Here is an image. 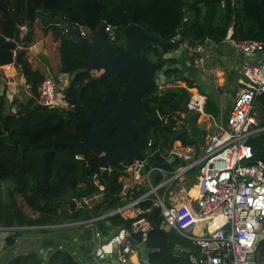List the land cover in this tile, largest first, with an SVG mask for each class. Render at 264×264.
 Masks as SVG:
<instances>
[{"label": "trees", "instance_id": "1", "mask_svg": "<svg viewBox=\"0 0 264 264\" xmlns=\"http://www.w3.org/2000/svg\"><path fill=\"white\" fill-rule=\"evenodd\" d=\"M38 18L60 40V72L70 76L88 68L89 54L81 41L68 38L66 30L60 27L65 22H70L76 29L85 26L91 32L103 24L112 25L117 27L119 38L124 39V29L136 24L145 32L167 41L179 35L181 42L186 39L191 42L204 40L206 37L215 42H222L228 37L264 42V0H225L224 3L221 0H0V65L17 62L32 90V96L20 102L15 113L5 115V101L0 99V181L10 180L14 184L13 191L22 196L27 208L10 191V202H0V226L4 227H40L44 231L48 230V225H59L68 218L85 215V212H70L69 203L78 195L94 189L89 175L100 169V152L67 145L48 147L47 144L52 140L62 143L81 141L79 123L86 124V115L77 100L78 95L86 97L94 94L90 99V108L95 115H99L101 109L108 105L103 90L119 100L124 83L130 80V74H113L99 82L91 76V71L86 70L76 74L70 81V87L64 90L65 99L76 105L75 111L38 104V90L47 76L32 66L26 51L15 55L17 44L13 40L20 25L34 24ZM141 51L146 52V49L141 48ZM163 62L161 59L158 65ZM172 72L168 71L167 76ZM185 81L190 87L194 86L190 78L186 77ZM157 88L148 93L155 104L153 109L161 110L163 114L166 108H171L169 103L187 106L190 98L187 89H169L160 96L154 95ZM207 110L211 111L210 103ZM154 112L148 107L145 116ZM179 118L171 116L165 121L159 119L150 124L149 136H163L165 147H170L175 140H182L183 145L194 144L195 136L191 138L188 131L177 129ZM197 118L198 114H195L194 122L190 124L193 135L196 133L194 125ZM105 124L108 129L114 130V118L110 111L106 112ZM251 144L254 161L264 164V132L252 138ZM79 153L91 162L90 169L76 159L75 155ZM83 182L89 185L87 190L81 187ZM121 190L119 174L114 172L107 178L105 208H115L124 203ZM140 204L145 209L152 208L142 215L151 226L147 235L148 246L153 249L151 263L191 264L189 258L175 253L178 244L189 246V243L175 231L161 228L162 215L160 210H154L153 201H142ZM133 221L116 214L110 216L109 224L102 227L108 233L116 226L132 228ZM133 237L143 241L141 232H133ZM13 239L12 235L8 237L10 242ZM57 247L56 244L47 264H82L76 255ZM40 255H20L12 264H42ZM133 258L138 261L137 264H144L139 253Z\"/></svg>", "mask_w": 264, "mask_h": 264}, {"label": "built area", "instance_id": "2", "mask_svg": "<svg viewBox=\"0 0 264 264\" xmlns=\"http://www.w3.org/2000/svg\"><path fill=\"white\" fill-rule=\"evenodd\" d=\"M26 29V25L21 26V31ZM113 29L111 25L105 26L107 32L113 33ZM80 33L82 37H87L91 31L80 26ZM225 40L235 50L258 59L242 63L240 71L248 80L247 86L239 91L228 114L220 119L207 112V97L195 84L180 87L190 93L187 110L198 114L201 122L206 123L209 119L208 124H211L201 153L193 156L180 145L163 150L160 148L166 159L176 156L174 170L169 171L150 159L155 151L153 139H150L140 158H133L131 163L120 159L118 165L100 164L99 171L89 175L94 189L72 200L75 212H85V215L68 218L59 225L46 226L77 231L73 237H69L79 248L80 229L90 228L95 241L93 264H132V257L139 253L131 240L134 238L133 232H141L145 240L151 228L150 222L142 215L152 208L145 209L140 204L147 200L153 201V208L160 210L161 228L175 231L189 243V246L178 244L177 249L189 252L191 264H264V238L259 247H255L257 225L264 223V164L254 161L251 144L252 138L264 132V118L258 110L264 100V42L231 37ZM215 43L210 37L193 42L187 39L182 41L190 61L200 67L208 56L206 47ZM16 65V62L0 65L9 81L16 74L12 72H17ZM37 102L58 109L71 110L74 106L65 99L59 80L53 76H47L40 84ZM75 157L83 161L87 169L91 168V162L85 155L79 153ZM178 159L186 163H178L174 167ZM195 168H198V177L193 182L191 172ZM114 172L119 174L122 185L120 195L124 203L107 209L106 182ZM81 187L87 190L89 185L83 182ZM193 189L196 190L195 195L191 194ZM116 214L124 219L132 218V228L116 226L105 233L102 225L109 224V217ZM29 228L32 227L0 226V231L15 233ZM50 236L53 240L58 237L55 234ZM57 245L58 249H67L61 240ZM76 253L74 251L73 255ZM252 255H255L254 260H251Z\"/></svg>", "mask_w": 264, "mask_h": 264}, {"label": "water", "instance_id": "3", "mask_svg": "<svg viewBox=\"0 0 264 264\" xmlns=\"http://www.w3.org/2000/svg\"><path fill=\"white\" fill-rule=\"evenodd\" d=\"M61 28H66L69 39L81 41L86 47L89 54V66L87 69L78 70L76 74L87 71H103L100 77L97 78L101 82L104 78L116 74L117 76L123 74H130V80L124 83L119 94V100H115L107 90H103L104 100L108 104L105 109H101L99 117H95L93 110L90 108V99L94 94L87 97L77 96L79 104H81L86 115V122L93 125L92 129L86 127L83 122L79 123L81 141L77 143H62L59 140H52L47 144L48 147L53 145H67L69 147H83L96 150L102 153L100 157V164L108 166L115 164L120 159L131 163L133 158H140L143 151L147 147V142L151 139L148 136L147 128L160 118L158 111H155L152 116H145V109L150 107V96H147L151 89L156 88L160 84L172 83L174 81L184 79L187 73L167 77L166 72L183 70L182 62L173 64L172 60L187 58L188 50L180 47L181 39L163 40L159 36L151 35L143 28L136 24H131L124 29L125 40L114 35L111 38V43L108 42V36L105 31V25H101L95 33L92 41L82 39L78 29L71 26L70 22H65L60 25ZM33 39V24H27V31L22 33L20 29L16 31L14 42L21 44L19 52L25 51ZM128 43V48H125L124 42ZM121 44V45H120ZM146 49L157 48L162 53V60L164 63L158 65L153 62L147 55L140 53V48ZM167 49V50H166ZM190 65V63H188ZM177 110L188 111L185 106L177 107ZM175 109V110H176ZM110 111L113 114L114 126L117 135L111 137V133H104L108 129V125L104 123L106 112ZM142 118L139 122L138 120ZM154 154L150 156L157 164L163 165L169 171H173V164L176 156L173 155L166 159L160 151V137L153 141ZM44 146V145H43ZM70 209L75 211V203H69ZM157 210V207H154ZM258 236L255 247H259L264 238V223L257 225ZM85 232L87 239L91 242L89 249L94 252V237L90 228L86 230L81 229L80 233ZM73 235H70L73 237ZM132 242L139 249L141 258L144 264H152L150 261V254L153 249L148 246L147 239L139 242L135 238H131ZM60 239L51 237H44L42 242V251H48V246L52 250L55 244H59ZM85 245L81 246V249ZM177 255L189 257L187 250L176 249ZM46 256L47 254L44 253ZM255 259L252 255L251 260Z\"/></svg>", "mask_w": 264, "mask_h": 264}, {"label": "crops", "instance_id": "4", "mask_svg": "<svg viewBox=\"0 0 264 264\" xmlns=\"http://www.w3.org/2000/svg\"><path fill=\"white\" fill-rule=\"evenodd\" d=\"M176 39H181V37L178 35L177 37H175L174 40ZM59 44H60V40L55 38L53 32L47 30V28H45V26L43 25L41 19L38 18L36 22L33 24L32 42L28 45L25 51L33 67L40 69L45 74V76L48 75L53 76L57 80H59V85L61 86V92L63 93V91L66 88H69V84L72 76H70L68 73L60 72L61 60L59 53ZM19 47L21 48V46ZM180 47H183V45L180 44ZM206 48H207L206 52L208 56L205 60L204 65L201 67L197 66L196 63L193 61V65L200 69L199 77L192 76L190 75L189 72H187L188 73L187 77L194 82L197 89H199L202 93L206 95L207 97L206 110H207V105L209 103L211 107V111L207 110V112L213 114V116L216 119H220L222 116L228 114V113L226 114L225 112L230 111L235 96L238 95L239 91L242 88L247 86L246 81L243 78H241L244 77L240 71V67L242 63L246 60H252V59L253 61H255L258 58L256 57L253 58L249 54H245L235 50V48L227 40H224L222 42H216L213 46H207ZM185 49L186 48H184V50ZM181 59L182 58L172 60L171 63L173 64L179 63ZM189 60L190 59L187 58L186 60H184V62L186 61L187 63ZM91 73L93 76L100 75L98 71H93ZM167 73L168 72H166V76ZM170 76H174V75L171 74ZM185 78L174 81L172 83L162 84L160 86V89L169 90L167 89L166 86L175 83H176L175 87L177 88L183 87L184 85H188L187 81H185ZM10 81H11V85L13 84L12 91H17V92L22 91V87L24 86L23 90L25 93H27L28 88L30 87V85L27 84L26 79L23 76L22 72H18V70L15 75L10 77ZM206 86H208L211 89V94L209 95L206 92ZM228 89H231L232 91L229 92ZM233 93L235 94V96L231 95ZM260 106L263 108V110L260 111L261 117L264 118V100L260 103ZM177 116L180 117L179 120L180 122H182V130L188 131L191 138L195 136V143L191 145H183L182 140H175L169 148H171L172 146L180 145L184 150L189 151L191 155L198 156L201 153L204 144L206 143L208 133L211 131V124H208L209 119L206 121V123H203L200 121L198 117L197 122L194 125V130L196 133L193 135V132H191L190 124L194 122L195 113L191 111L185 112L181 110L179 111V113L175 114V117ZM203 131L207 132V136L199 148L198 147L199 144H197V141L199 140L201 141V139L199 138L202 137ZM197 147L199 148V150H197ZM163 149H168V147L162 148V150ZM191 174H192L191 181L195 182L198 177V168H195L191 172ZM195 191L196 190L193 189L191 191V194L195 195L196 194ZM65 232L67 236L73 235V233H77V231L74 230L65 231ZM22 233L23 232L20 230L16 231L15 233L5 230L0 231V264H12V262L20 255L30 254V252H28L29 248L24 252L21 251L20 245L23 244L27 239V237L25 236L22 237ZM10 235L14 236L13 242H10L8 240V237ZM47 237H51V236L48 235ZM80 237H81L80 250L85 253V258L79 255V253H76V259L82 262V264H93L92 258H91V262H89V257L86 256V254L92 256V252L89 250L91 249L90 247L91 242L87 239L86 234L85 236L83 235V237L82 236ZM42 242L43 241H41V243ZM25 244H29V242ZM82 245H85L83 249H81ZM33 247L35 248V246ZM42 249L43 247H41V251L40 253L39 252L38 253L41 254L40 258H42L43 260L42 264H47V260L52 254V252L49 246L47 249L48 251L50 250V252L48 253L47 250L43 252ZM44 253H46L47 255L45 256ZM137 263L138 261L135 262L134 260V264Z\"/></svg>", "mask_w": 264, "mask_h": 264}, {"label": "rangeland", "instance_id": "5", "mask_svg": "<svg viewBox=\"0 0 264 264\" xmlns=\"http://www.w3.org/2000/svg\"><path fill=\"white\" fill-rule=\"evenodd\" d=\"M59 53H60V51H59ZM150 56L152 59H154L153 55H150ZM182 59L186 60L185 58H182ZM185 65H186V69H188L190 75L195 76V77H199V73H200L199 68L195 67L194 65H188L187 63H185ZM16 68H17L18 72H21L19 65H16ZM7 70H10V69H7ZM15 73H16V71L12 72V74H15ZM8 78L9 77H6L4 75V71L0 68V99L2 98L3 101H5L4 112H3L5 115L9 114V113H15L17 111V106H19V103L22 101H27V99L32 94L31 86L28 88L27 93H25L23 90L24 86L22 87V91H18V92L12 91L13 84L12 85L10 84V81ZM241 78H243L246 82L248 81L247 78H245V77H241ZM175 84H171V85L166 86V87H167V89H174ZM162 91H163V89L157 88V90L154 92V95H159V93H161ZM164 91L162 92L163 94L165 92H167V91H165V92ZM228 91L231 92L232 90L228 89ZM206 92L208 93V95L211 94V89L208 86H206ZM231 95L235 96L234 93ZM258 110L261 111V110H263V108L260 106ZM225 113L227 114L228 112H225ZM177 127H181V126L177 124ZM180 129H182V127ZM206 136H207V132L203 131L202 137L199 138V139H201V141L200 140L197 141V144H199L198 145L199 148H200V145H202V143L204 142ZM198 147H197V150H199ZM198 153H196V154H198ZM178 163L184 164V163H186V161H182V160L178 159L177 163H175V166H177ZM13 189H14V184L10 180L0 181V202L9 203L10 202V191H11V192H13L14 197L20 202V204L25 209H27L26 206L24 205L22 196L20 194H18L17 192H14ZM63 228L47 227L48 230L42 231V230H40L41 229L40 227H32L29 229L22 230V232H23L22 237L25 236V237H27V239L23 244L20 245L21 251L24 252L25 250H27L29 248L28 252H30L32 254H36L38 252L40 253L41 247H42L41 241H43V238L44 237L46 238L48 235L55 234L56 236H58V238L67 247L66 251H68L72 255H73V252L76 251L77 253H79V255H81L83 258H85V253L82 252L80 250L79 246L75 245L71 241V238L66 235L65 231H72V229L71 228H68V229L64 228L63 229ZM30 239H32V240H30ZM28 242H29V244H25ZM33 246H35V248ZM86 256L89 257V262H91L92 256L88 255V254H86Z\"/></svg>", "mask_w": 264, "mask_h": 264}, {"label": "flooded vegetation", "instance_id": "6", "mask_svg": "<svg viewBox=\"0 0 264 264\" xmlns=\"http://www.w3.org/2000/svg\"><path fill=\"white\" fill-rule=\"evenodd\" d=\"M107 33V36H108V42L109 43H111V38L114 36V35H118V33H117V30H115V32L113 33V34H110L109 32H106ZM123 40H125L124 38H123ZM121 45V44H120ZM124 47L125 48H128V43L125 41L124 42ZM141 48H144L143 46L141 47ZM140 48V49H141ZM146 49V48H145ZM167 50V49H166ZM140 53H142V54H144V55H147L149 58H150V60L151 61H153V62H156V63H158L160 60H161V58H162V53H160L159 51H158V49L157 48H152V49H146V52H140ZM150 55H153L154 56V59H152L151 58V56ZM187 59V58H186ZM180 62H182V64H183V66H184V69L183 70H175V71H173L172 72V75H179V74H182V73H187V72H189L188 71V69H186V65H185V63H186V61L184 62V60H182L181 59V61ZM164 63V62H163ZM188 63H190V65H193V62L192 61H188L187 62V64ZM189 65V64H188ZM95 71H98V70H95ZM91 72H93V71H91ZM99 73H100V75H101V73H103L102 71H98ZM100 75H96V76H93L92 75V73H91V76L94 78L95 77V79H97L98 77H100ZM187 75H188V73H187ZM162 84H160V85H158L157 87H158V89H160V86H161ZM70 87V86H69ZM175 90H178L179 88H177V87H175L174 88ZM164 91V90H163ZM162 91V92H163ZM166 91V90H165ZM161 92V93H162ZM161 93H159V95L160 96H162L163 95V93L161 94ZM147 96H149V95H147ZM87 97V96H86ZM176 99H178V97H176ZM176 99H174V100H176ZM165 101H167V100H165ZM149 103H150V107H151V110H153V111H157V110H155V109H153V107L155 106V104H154V102L153 101H151V99H150V101H149ZM81 105V104H80ZM169 106H171V108H166L164 111V113L162 114L161 113V110H160V112L158 111V113H159V115H160V120H167L169 117H174V118H177V117H175V114L176 113H179V111L180 110H177L176 108L177 107H183L184 105H180V104H176V105H173L172 103H169ZM176 109V110H175ZM72 111H75L76 110V105L74 104V106H73V108L71 109ZM169 110H171L170 112H169ZM155 113V112H154ZM95 114V113H94ZM100 114H101V111H100ZM99 114V115H100ZM99 115H95V117H99ZM152 115H154V114H152ZM151 115V116H152ZM158 119V120H159ZM142 120V118H140L138 121L140 122ZM158 120H156V121H158ZM155 121V122H156ZM154 122V123H155ZM104 123H105V119H104ZM85 124V123H84ZM176 124H178V125H180L181 127H182V123L180 122V120H178L177 119V123ZM86 127L87 128H89V129H92L93 128V125L91 124V123H87L86 122ZM149 127V126H148ZM177 127V126H176ZM181 127H177V129H180ZM104 133H108V132H110L111 133V137H114L115 135H117V131L114 129V130H110V129H105L104 131H103ZM149 132L150 131H148V128H147V133H148V136H149ZM168 134V136H171V134L170 133H167ZM151 139H155V137H151V136H149ZM160 139H161V142H160V147L161 148H165V146H163V144H164V142H165V138L163 137V136H161L160 137Z\"/></svg>", "mask_w": 264, "mask_h": 264}, {"label": "clouds", "instance_id": "7", "mask_svg": "<svg viewBox=\"0 0 264 264\" xmlns=\"http://www.w3.org/2000/svg\"><path fill=\"white\" fill-rule=\"evenodd\" d=\"M24 25H26V27H27V24H24ZM21 26H23V25H20L19 27V29L21 30ZM106 26V25H105ZM112 26V25H111ZM85 27V26H84ZM114 27V29H113V33L115 32V30H117V27H115V26H113ZM75 28V27H74ZM62 29H65L66 30V28H62ZM76 29V28H75ZM79 30V32H80V28L78 29ZM26 31H27V29H26ZM26 31H21L22 33H25ZM106 31V30H105ZM66 32H67V30H66ZM107 32V31H106ZM95 33H96V30L95 31H93V32H91L87 37H82L81 36V38L82 39H86V40H88V41H92L93 40V38H94V36H95ZM110 33V32H109ZM113 33H110V34H113ZM80 35H81V33H80ZM177 37V36H176ZM17 44V43H16ZM181 44H182V42H181ZM19 46H22L21 44H17V49L15 50L16 51V54L18 53V48H20ZM15 54V55H16ZM187 58H189L188 56H187ZM190 61V60H189ZM192 61V60H191ZM193 62V61H192ZM17 63V62H16ZM4 65V64H3ZM93 71H95V70H93ZM72 79V78H71ZM70 86V85H69ZM31 96H32V94H31ZM161 148V147H160ZM58 238V237H57ZM56 245V244H55ZM54 245V246H55ZM54 248V247H53ZM53 250V249H52ZM139 257H140V260L142 259L141 258V254H140V251H139ZM143 261V260H142ZM144 263V262H143ZM132 264H134V262L132 261Z\"/></svg>", "mask_w": 264, "mask_h": 264}, {"label": "bare ground", "instance_id": "8", "mask_svg": "<svg viewBox=\"0 0 264 264\" xmlns=\"http://www.w3.org/2000/svg\"><path fill=\"white\" fill-rule=\"evenodd\" d=\"M196 192V191H195Z\"/></svg>", "mask_w": 264, "mask_h": 264}]
</instances>
